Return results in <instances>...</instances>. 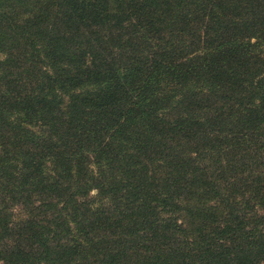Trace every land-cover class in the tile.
Instances as JSON below:
<instances>
[{
	"label": "trees",
	"instance_id": "obj_1",
	"mask_svg": "<svg viewBox=\"0 0 264 264\" xmlns=\"http://www.w3.org/2000/svg\"><path fill=\"white\" fill-rule=\"evenodd\" d=\"M0 264H264V0H0Z\"/></svg>",
	"mask_w": 264,
	"mask_h": 264
}]
</instances>
